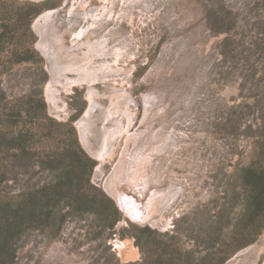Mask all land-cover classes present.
Masks as SVG:
<instances>
[{
  "label": "rangeland",
  "instance_id": "obj_1",
  "mask_svg": "<svg viewBox=\"0 0 264 264\" xmlns=\"http://www.w3.org/2000/svg\"><path fill=\"white\" fill-rule=\"evenodd\" d=\"M3 1L0 33L9 32L0 36V264H155L177 247L181 258L168 264H196L208 254L216 262L245 233L253 240L222 264H264V207L257 227L242 226L246 188L238 181L242 165L264 175V0ZM29 3L41 13L57 9L49 27L66 52L82 57L85 42L106 40L113 70L93 82L61 77L48 102L51 73L38 47V15L27 25ZM91 89V149L113 134L102 159L86 148L77 124ZM76 139L94 163L90 182L115 202L121 219L111 229L90 208L58 201L14 223L23 196L63 172V165L44 164L48 152ZM119 162V184L147 211L145 219L130 218L106 190ZM79 176L74 185L87 188ZM217 216L221 249L203 240Z\"/></svg>",
  "mask_w": 264,
  "mask_h": 264
},
{
  "label": "trees",
  "instance_id": "obj_2",
  "mask_svg": "<svg viewBox=\"0 0 264 264\" xmlns=\"http://www.w3.org/2000/svg\"><path fill=\"white\" fill-rule=\"evenodd\" d=\"M8 1L9 0H4L3 2ZM28 5L32 7V12L27 18V25L30 29V25L33 19L41 13V8H39L33 3H29ZM8 32L9 30L0 33V36H5ZM32 36L35 40L33 32ZM34 52L36 51L34 50ZM49 120L59 126H70V130L74 131V128L70 125V123H59L51 118ZM74 141V145L64 143V145H61V147H54L53 150L48 152V154L46 155V159H44V164L46 166L51 167L52 169H57L58 167H61L63 165V172H60L59 175H56L55 180L48 182L41 189H39L38 193L34 194L31 192H27L25 196H23V199L20 200L19 205L16 206V209L14 211V223L19 224L21 226L25 222V219L27 217L26 215L29 214L32 210H34L35 206H38V204L42 205L47 203L49 206L50 203H55L58 201L63 202V204L68 207L71 206L72 202L76 201L79 206L83 208H90L91 210H93L94 214L101 217V224L111 229L114 228L118 221L121 219V214L115 202L103 190H101L99 187H96L90 182V175L94 163L92 159L87 155V153L83 150V148L79 145L77 139ZM85 165H88L86 167V174L85 171H82L83 168L85 169ZM80 173H82V175L84 173V178H86V184L88 185L87 188H83L79 185H74L75 180L80 179ZM238 181L241 182V184L246 188L244 194L243 210L240 214L242 226H245V228H251L256 226L255 222L259 219V212L261 211V208L264 207V175L255 170L252 164H249L248 166L242 165L239 168ZM88 190L94 191L93 194ZM48 210L49 212H51L50 209ZM211 228L212 232H209L206 235V239L205 237L203 238L204 243L208 242V246H214L216 247V249H221V247H224V244L220 241L221 217L218 218L217 216V218L213 220ZM148 229L149 228L147 227L145 229L137 228V231L143 232ZM260 229L261 227L258 226V230ZM249 230L253 231V229ZM254 236L255 234L247 235L245 233L243 235V242L239 245V247L250 243L253 240ZM135 237L136 243L139 246H142L143 243L141 241L140 235L137 234ZM162 246H164L165 250H167L169 249L170 245L160 242L158 243L157 248H160ZM236 249L232 250V252H234ZM222 250H219L220 253L218 254H222L224 252H222ZM167 251L166 253H169ZM177 251L178 252L173 251L171 252V254L169 253V260L181 258L180 249L178 247ZM232 252L226 253L224 257H222L223 255L220 256L218 261L216 262H213V260L207 261L208 255H210L208 254L203 257H197L196 259H194V263L222 264L225 261L226 257L229 256ZM177 255H180V257ZM168 261L165 262L156 259L154 263L168 264Z\"/></svg>",
  "mask_w": 264,
  "mask_h": 264
},
{
  "label": "bare ground",
  "instance_id": "obj_3",
  "mask_svg": "<svg viewBox=\"0 0 264 264\" xmlns=\"http://www.w3.org/2000/svg\"><path fill=\"white\" fill-rule=\"evenodd\" d=\"M40 1V0H39ZM57 9H49L42 13H40L35 21L34 26L40 34V39L38 40V47L45 55L47 59V67L49 72L51 73V81L46 87L45 96L48 102H55L54 99V83L62 82L61 77H65L68 83L78 81V80H90L91 82L96 80L99 72L105 71L110 72L113 70V66L106 59L107 55V46L106 40H95L85 42L88 50L85 54L80 57L77 54H72L71 52H66L65 44L62 39L56 38L54 32L50 29L49 24L53 20L54 13ZM90 25V24H88ZM83 27L78 32V37L82 38L86 33V30ZM89 33H87V36ZM104 37V36H103ZM106 37V36H105ZM50 39L54 40V43L50 41ZM83 39V38H82ZM84 44V43H83ZM82 45V43L80 44ZM67 46V45H66ZM76 45H74L75 47ZM77 47V46H76ZM69 48V47H68ZM67 48V49H68ZM65 50V51H64ZM74 72L79 74L75 78H70L67 75V72ZM100 74V73H99ZM96 92L95 89H91L88 97L90 99L89 105L84 112L81 119L77 122L81 135L83 137V141L86 145V148L91 151L94 155L99 157L100 159L104 158L106 153H108L110 149V141L113 137L112 133H107L104 136L103 143L101 148L94 152L87 138V127L88 122L91 118V113L93 111L94 105L97 104L96 101ZM111 113V112H110ZM122 171L120 162L115 167L113 172L114 182L116 181L117 185L113 182V187L105 182L106 190L115 197V199L120 203L122 208L128 214V216L134 220H142L147 216V211L144 208L139 207L137 203L130 199L125 191H123V186H120V172ZM108 193V194H109Z\"/></svg>",
  "mask_w": 264,
  "mask_h": 264
}]
</instances>
